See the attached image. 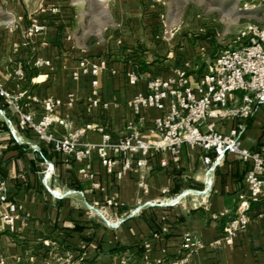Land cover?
<instances>
[{"label":"crops","instance_id":"0c3cea01","mask_svg":"<svg viewBox=\"0 0 264 264\" xmlns=\"http://www.w3.org/2000/svg\"><path fill=\"white\" fill-rule=\"evenodd\" d=\"M241 1L258 10L264 29V0ZM2 4L13 20L0 22V87L34 97L26 102L35 121L43 114L42 101L51 98L60 102L56 115L67 119L71 130L98 123L113 140L121 139L125 126L137 120L128 106L133 95L145 93L149 79L165 78L177 66L140 65L143 57L129 50L134 33L127 4L122 5L123 16L118 18L112 9L115 14L96 31L86 30L87 9L72 0ZM32 21L44 31L25 44L24 31ZM38 58L48 64L34 67ZM82 61L106 63L97 77L96 99L107 103V109L90 104L93 78L88 72L73 79ZM17 66L24 69L23 81L12 74ZM135 69L140 80L131 86L126 76ZM0 111V179L18 215L9 230L1 219L6 204L0 206V264H157L175 255L186 233L204 244L188 264H264V200L251 210L248 226L232 245H213L245 189L247 165L236 155L214 163L213 152L183 146L177 161L167 152L156 153L145 167L117 180L105 172L95 152L86 162L76 161L31 131H20L16 113L1 97ZM160 114L141 110L144 138H153L152 121ZM238 126L244 127L245 150H264V106L249 121H218L215 130L226 134ZM50 133L62 138L66 131L53 125ZM98 142L100 135L94 132L80 139L83 144ZM85 164L91 181L78 173ZM140 177L147 183L146 192L138 187ZM108 200L117 206H107Z\"/></svg>","mask_w":264,"mask_h":264},{"label":"built area","instance_id":"2783aa9c","mask_svg":"<svg viewBox=\"0 0 264 264\" xmlns=\"http://www.w3.org/2000/svg\"><path fill=\"white\" fill-rule=\"evenodd\" d=\"M43 31L42 25L32 21L24 31L25 44ZM164 34L172 36L171 31H165ZM238 40L237 47L218 52L207 71L196 73L189 62H183L172 66L167 77L149 79L146 92L134 94L128 102L137 120L125 126V133L118 140H113L98 123H86L83 127L71 130L69 121L56 115V109L60 106L57 100H43V114L35 121L27 110L26 102L34 100V97L25 92L9 93L1 87L0 97L5 106L16 113L20 131H31L57 153L71 156L76 161L86 162L90 154L95 152L105 172L117 180L134 169L145 167L147 160L156 153L167 152L177 161L183 146L213 152L214 163L220 162L227 154L236 155L247 165L245 189L238 194L234 213L224 225L220 239L213 243L229 246L248 226L251 210L264 200V150L248 151L242 147L243 126L232 128L226 134L215 130L218 121H249L264 106V29L248 25L240 32ZM47 64L38 58L33 66L40 68ZM105 65L104 61H82L73 73L75 80L80 72H88L92 76L93 91L89 102L102 109H107L108 104L96 99V89L97 77ZM12 74L18 81L25 78L21 66L15 67ZM126 78L129 85L135 86L140 80L138 69L129 72ZM142 109L162 112L152 121V139L143 137ZM53 125L65 129L62 138L50 133ZM88 132L98 133L100 142L80 143V139ZM209 162L208 157L204 158L205 164ZM78 173L85 181L93 179L88 164L81 167ZM138 187L142 192L147 191L148 186L143 177H140ZM176 201L173 199L172 203ZM5 204L6 212L1 219L12 230L18 219L17 209L14 204L7 202L5 182L0 179V206ZM106 204L117 206L111 200ZM203 247L204 244L197 236L186 233L175 255L160 259L157 264H188L190 258Z\"/></svg>","mask_w":264,"mask_h":264},{"label":"rangeland","instance_id":"374dc122","mask_svg":"<svg viewBox=\"0 0 264 264\" xmlns=\"http://www.w3.org/2000/svg\"><path fill=\"white\" fill-rule=\"evenodd\" d=\"M86 7V30H100L117 17L122 5L131 10L133 41L130 49L143 57V68L189 62L196 73L207 71L218 52L239 45L248 25L262 27L259 12L241 0H72ZM0 0V22L13 20ZM10 13V14H9ZM115 16V15H114ZM123 16V15H121ZM94 24V27L92 26ZM171 31L172 36L164 34ZM149 64H145V60Z\"/></svg>","mask_w":264,"mask_h":264}]
</instances>
